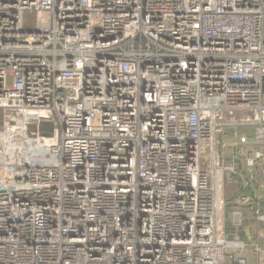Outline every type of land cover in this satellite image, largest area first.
Masks as SVG:
<instances>
[{"label": "built area", "instance_id": "2783aa9c", "mask_svg": "<svg viewBox=\"0 0 264 264\" xmlns=\"http://www.w3.org/2000/svg\"><path fill=\"white\" fill-rule=\"evenodd\" d=\"M246 249L264 264V0H0V264Z\"/></svg>", "mask_w": 264, "mask_h": 264}, {"label": "crops", "instance_id": "0c3cea01", "mask_svg": "<svg viewBox=\"0 0 264 264\" xmlns=\"http://www.w3.org/2000/svg\"><path fill=\"white\" fill-rule=\"evenodd\" d=\"M246 224L247 226L240 231L241 239L247 240L249 238L256 237L257 234H261L257 227L258 225L254 222L253 217L250 214L247 215ZM235 252L245 258L246 264H256V260L250 250H235Z\"/></svg>", "mask_w": 264, "mask_h": 264}, {"label": "rangeland", "instance_id": "374dc122", "mask_svg": "<svg viewBox=\"0 0 264 264\" xmlns=\"http://www.w3.org/2000/svg\"><path fill=\"white\" fill-rule=\"evenodd\" d=\"M41 127H42L47 133H50L51 128L48 127V126H46V124H42ZM222 215H223V210H222L221 203H219L218 217L221 218Z\"/></svg>", "mask_w": 264, "mask_h": 264}]
</instances>
